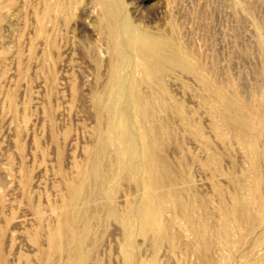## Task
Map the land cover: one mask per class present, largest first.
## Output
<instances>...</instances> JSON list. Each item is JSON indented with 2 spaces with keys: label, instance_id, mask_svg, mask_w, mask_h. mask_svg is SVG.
I'll list each match as a JSON object with an SVG mask.
<instances>
[{
  "label": "rangeland",
  "instance_id": "obj_1",
  "mask_svg": "<svg viewBox=\"0 0 264 264\" xmlns=\"http://www.w3.org/2000/svg\"><path fill=\"white\" fill-rule=\"evenodd\" d=\"M4 1L12 5L0 7V256L6 264H40L37 249L47 248L42 226L56 223L69 192L65 180L78 176V168L97 138L92 98L108 77L109 55L102 50L109 52L104 51L107 39L98 30L100 5L96 0H71L69 13L54 11L56 20L47 19L40 36L37 17L55 0ZM122 1L131 21L152 33L166 32L169 18L174 20L180 40L207 72L214 71L219 79L240 81L244 90L264 87V59L253 40L254 21L264 17V0H237L253 4L255 12L252 9L250 15L244 10L234 13L231 0ZM93 51H101L103 56L94 59ZM170 74L171 95L195 115L203 139L220 154L222 172L215 176L213 165L205 168L200 164L207 152L193 136L194 126L184 129L174 115L166 124L173 133L164 140L162 153L173 174H186L190 183L177 185L186 188V199L192 201L194 191L198 198H208L213 207L218 201L216 184L229 190L226 174L248 168L245 151L237 142L226 146L220 141L210 125V114L199 104L203 90L197 80L178 69ZM134 184L131 177L120 179L116 200L121 208L137 194ZM101 202L92 200L88 205ZM164 217L169 221L174 218L171 231L175 237L156 245L153 238L137 234L134 241L139 262L199 264L196 253L184 248L194 237L171 203ZM91 221L90 264H123L121 224L103 212L93 213ZM35 233L37 242L32 238ZM229 248L236 250L235 245ZM63 252L51 255L47 264L64 260Z\"/></svg>",
  "mask_w": 264,
  "mask_h": 264
},
{
  "label": "bare ground",
  "instance_id": "obj_2",
  "mask_svg": "<svg viewBox=\"0 0 264 264\" xmlns=\"http://www.w3.org/2000/svg\"><path fill=\"white\" fill-rule=\"evenodd\" d=\"M96 1L100 5L98 30L107 39L104 51L109 52L102 50V54L109 55L108 77L106 74L103 86L92 98L97 138L84 164L79 166L78 176L65 180L69 192L56 223L42 226L46 230L47 248L37 249L39 263L47 264L51 255L57 257L64 250L65 259L55 264H90L91 216L103 212L122 226L123 264H144L138 260L134 237L149 236L156 245L163 239L172 240L174 218L169 221L164 217L171 203L176 216L184 220L194 237L184 248L196 253L199 264H264V87L244 90L240 81L230 77L219 79L214 71L207 72L180 40L171 18L166 32L152 33L131 21L122 0ZM241 2L231 0L234 13L244 10L253 14V4ZM71 4V0L47 4L37 17L38 35H43L47 19L56 20L54 11L67 15ZM11 5L0 0V7ZM261 17L254 21L253 40L264 59V17ZM237 26L240 28V24ZM99 54L103 56L101 51ZM99 54L94 59H99ZM98 61L94 62L100 65L102 62ZM176 69L197 80L203 90L199 92V104L210 114L212 129L226 146L233 141L241 145L248 162V168L239 174H226L231 184L229 190L216 184L218 201L213 207L208 198H198L194 191L192 201L186 199V188L177 187L190 183L186 174H173L169 159L162 153L164 140L173 133L166 124L174 115L184 129L194 126L193 136L207 152L202 161L199 159L200 164L205 168L213 165L215 176L222 172L220 154L203 139L195 115L169 91L167 78ZM190 157L192 161L196 158ZM123 176L133 178L137 190L125 208L116 200ZM99 199L100 204L88 205ZM37 216L41 217L38 209ZM32 238L37 242L38 233ZM230 245L236 246L235 252ZM0 264H6L2 256Z\"/></svg>",
  "mask_w": 264,
  "mask_h": 264
}]
</instances>
